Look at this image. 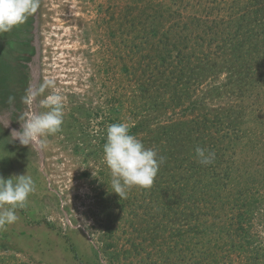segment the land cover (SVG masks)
<instances>
[{
	"label": "rangeland",
	"instance_id": "1",
	"mask_svg": "<svg viewBox=\"0 0 264 264\" xmlns=\"http://www.w3.org/2000/svg\"><path fill=\"white\" fill-rule=\"evenodd\" d=\"M252 2L39 0L23 25L0 33V176L27 173L35 183L16 222L0 228V264H264V91L242 104L218 89L226 71L194 72L220 40L193 23L224 27ZM54 91L65 98L61 130L42 149L13 141L23 114L46 111ZM228 106L240 128L224 119L207 132L216 138V195L197 213L177 190L184 169L162 152L160 128L213 120ZM145 119L149 127L133 130ZM121 122L170 162L122 199L103 159L106 129ZM170 185L176 196L153 192Z\"/></svg>",
	"mask_w": 264,
	"mask_h": 264
},
{
	"label": "trees",
	"instance_id": "2",
	"mask_svg": "<svg viewBox=\"0 0 264 264\" xmlns=\"http://www.w3.org/2000/svg\"><path fill=\"white\" fill-rule=\"evenodd\" d=\"M251 1H253V4L247 3V6L243 8L242 13L236 19L233 17L226 20L224 27L211 26V23L207 24L206 21L201 24L200 21L196 20L193 23L195 24L193 29H202L204 36H208L212 41L215 36L220 40L219 45L216 43L214 57L211 58L210 54H202V58L200 57L194 72L204 79L211 73L226 71L227 81L224 85H220L218 89H225L228 94L227 97H229L228 91L236 95L242 104L244 99L249 94L254 93L255 90L264 91V23H260V20H264V6L262 5L264 0H249V2ZM253 24H256L258 28ZM151 33L156 32L151 30ZM185 70L190 72L188 68ZM212 89L207 95L210 98L215 96L211 94L214 91ZM217 111L219 113H215L213 120L203 118L204 120L200 123L184 126L185 128H173V126L160 128V136L167 144L166 147H163L162 152L169 158L175 169L181 167L184 169L183 174L180 175V180L184 184L182 187H177V190H180L181 195L184 196L182 201L189 203L193 209L197 210V213L200 212V209L206 210L207 205L212 204L211 202L216 195L215 187L218 175L214 166L215 159L211 164L203 165L196 158L195 149L197 147L206 149L214 152L215 157H217L216 138L213 135L209 136L207 132L213 130V128L215 129L217 122L229 119L231 112L236 110L233 106H228L225 110ZM223 112L227 114H223ZM219 114L224 115L223 119L220 118ZM236 119L238 125H232L231 120H227V126H231L232 131L234 130L233 126L240 128V114L234 118V122ZM150 124L151 121L145 119L133 130L140 129L143 126L149 127ZM183 124L185 125V123ZM183 124L179 126L182 127ZM194 127H196L195 130ZM159 139L157 140L159 141ZM191 154L194 158L190 156ZM157 156L159 159L163 158L160 168L164 167L165 170L166 165H169L170 162L161 154ZM227 172L228 170H226ZM158 173L163 175L162 171L158 170ZM153 192L157 195L166 193L172 195L171 193L175 192L176 196V190L171 185L164 191L160 189ZM204 195H207L210 199H204Z\"/></svg>",
	"mask_w": 264,
	"mask_h": 264
},
{
	"label": "clouds",
	"instance_id": "3",
	"mask_svg": "<svg viewBox=\"0 0 264 264\" xmlns=\"http://www.w3.org/2000/svg\"><path fill=\"white\" fill-rule=\"evenodd\" d=\"M39 7V0H0V33H7L23 25ZM54 87V82H49ZM64 96L54 91L42 101L46 111L39 114L26 112L20 118V129L13 130V141L26 147H45L44 137L61 130L64 118ZM14 97L8 98L11 105ZM24 104H31L32 97L24 96ZM7 127V126H6ZM103 159L111 174L112 193L120 199L126 197L132 187H150L158 173L163 158L157 159V152L130 134L127 123L110 124L106 129V143ZM196 158L203 165L215 159V153L197 147ZM35 191L33 178L26 174L8 178L0 176V228L11 225L18 219L16 210L23 208L30 194Z\"/></svg>",
	"mask_w": 264,
	"mask_h": 264
}]
</instances>
